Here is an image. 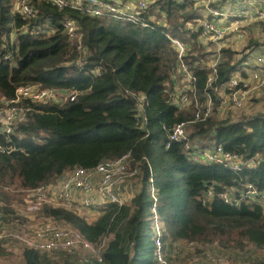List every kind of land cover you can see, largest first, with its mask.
Segmentation results:
<instances>
[{"label": "trees", "instance_id": "16d2710c", "mask_svg": "<svg viewBox=\"0 0 264 264\" xmlns=\"http://www.w3.org/2000/svg\"><path fill=\"white\" fill-rule=\"evenodd\" d=\"M30 1L37 11L33 20L15 13L16 0H0V100L13 99L16 89L26 85L79 95L74 102L62 105H32V112L17 129L20 137L7 145L13 151L0 152V200L7 204L4 212L17 214L29 191L55 183L76 167L92 169L130 154L134 164L141 163L144 176L140 192L129 205H107L92 223L50 206L43 207L42 214L65 220L91 242L112 235L104 254L106 264H156L147 195L150 171L143 163L146 157L159 190L169 254L174 244L264 250V205L236 207L219 198L226 190H240L247 183L264 194V113L237 121L218 119L215 93L233 73L241 71L240 62L235 60L238 53L223 50V60L208 87L207 53L198 42L202 32L187 26L201 18L193 3L157 0L149 14L167 15V30L191 48L186 60L197 79V97L201 102L208 96L213 99V116L188 129L191 143L204 148L222 145L245 158L260 155L256 167L238 174L223 166L189 161L179 144L166 148L168 131L193 120L196 110L193 105L181 111L168 103L177 53L165 38V29L60 11L46 0ZM66 18L75 19L82 29L88 52L84 67L75 65L81 53L62 31L61 22ZM46 23L55 33H32L33 28ZM95 69L100 75L90 74ZM132 93L147 97V137L136 126ZM210 189L215 197L203 204ZM10 258L0 243V262ZM20 258L24 264H56L34 251H24Z\"/></svg>", "mask_w": 264, "mask_h": 264}, {"label": "built area", "instance_id": "2783aa9c", "mask_svg": "<svg viewBox=\"0 0 264 264\" xmlns=\"http://www.w3.org/2000/svg\"><path fill=\"white\" fill-rule=\"evenodd\" d=\"M60 11L71 10L89 15L92 18H111L115 21L138 25L145 29L162 28L164 36L170 41L177 53L176 73L168 103L178 110L195 107L193 120L176 124L168 131L166 148L174 144L184 147L189 161L204 165H219L240 173L256 167L260 155L245 158L236 153L228 152L222 145L201 147L191 143L188 129L196 122L211 118L214 113V103L211 96L201 102L196 94V76L187 63L191 48L167 30L168 18L149 14L150 7L157 0H46ZM177 3L191 2L199 11L201 18L188 23L190 29L201 30L198 42L205 51L213 52L211 65H205L210 70L208 87L211 86L217 74L219 64L223 60L222 51L247 43L256 25L264 22V0H174ZM15 13L26 20L36 18L37 11L30 0H16ZM62 31L71 42L77 44L81 53L75 65L84 67L87 64V49L83 43L82 29L73 18L61 22ZM251 31V32H250ZM34 35L53 34L55 29L49 23L32 29ZM247 56L243 53L235 56L240 62L241 71L232 74L231 79L216 91L219 107V120L228 119L225 111H242L254 100L262 98L264 102V48L250 50L246 46ZM92 76L100 75V70L90 72ZM79 92H68L55 89H42L39 85L20 86L11 100H0V152L9 153L13 149L7 146L14 137L19 138L17 129L25 122L32 112V105L59 104L66 101L74 102ZM136 99L134 119L136 126L147 133L148 116L146 109L148 100L143 93H132ZM261 113H264L262 111ZM260 114V113H257ZM254 114V115H257ZM254 115H249L252 117ZM243 117V116H242ZM232 121H237L233 117ZM4 142V144H3ZM143 163L148 166L150 175L147 184V195L150 199L149 221L154 243V261L156 264H178L169 257L181 256L182 246L169 254L165 242L167 233L164 220L159 212V190L155 186L149 160L144 157ZM144 172L141 163H133L130 154L117 160H106L92 169L76 167L61 176L55 183L39 187L28 192L24 207L26 211L9 215L4 212L7 204L0 200V243L13 255L24 251H34L46 256L56 264H106L104 254L112 235L101 237L95 242L89 241L79 230L65 220L53 216H44L41 212L45 206L60 208L84 217L90 223L102 215V209L107 205L122 207L129 205L142 188ZM135 183V184H133ZM215 197L210 189L203 204ZM219 198L230 206L264 205V194L253 184L247 183L240 190H226ZM216 264H227L219 260Z\"/></svg>", "mask_w": 264, "mask_h": 264}, {"label": "rangeland", "instance_id": "374dc122", "mask_svg": "<svg viewBox=\"0 0 264 264\" xmlns=\"http://www.w3.org/2000/svg\"><path fill=\"white\" fill-rule=\"evenodd\" d=\"M249 36L247 43H242L237 47H234V51L236 53H243V55L247 56V48L246 46H250V50H254L259 48L260 46L264 48V22L256 25ZM206 51L207 57L205 59L206 65H211L213 60V51ZM262 98L258 100H254L252 104L248 105V107L242 111H234L227 110L224 113L225 117L234 118L235 120L240 119L242 115H254L257 113H261L264 111V102H259ZM250 110V112H248ZM135 184V183H133ZM19 212L23 213L26 211L24 206L20 207ZM18 214V213H17ZM90 222V221H88ZM182 246L181 252V260L178 258L171 259L178 264H216L219 260L225 261L227 264H264V250H256V249H247L244 251L241 250H226L222 249L217 245H208V246H199L196 244H180ZM179 249V245H177ZM177 247H173V250H176ZM197 252H203L205 256L204 259L198 260V258H191V254L196 255ZM11 254V253H10ZM21 254L13 255L11 254V258L8 261L0 262V264H24L20 258Z\"/></svg>", "mask_w": 264, "mask_h": 264}, {"label": "crops", "instance_id": "0c3cea01", "mask_svg": "<svg viewBox=\"0 0 264 264\" xmlns=\"http://www.w3.org/2000/svg\"><path fill=\"white\" fill-rule=\"evenodd\" d=\"M248 112H250V110ZM242 116L248 117L249 115L246 113ZM175 258H178V260H181V256H172L171 255V259H175ZM191 258H198V260H200V259H204L205 256L203 255V252H199V253L197 252L196 255L191 254Z\"/></svg>", "mask_w": 264, "mask_h": 264}]
</instances>
